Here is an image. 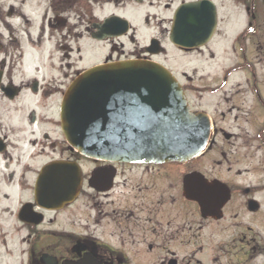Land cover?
I'll list each match as a JSON object with an SVG mask.
<instances>
[{
	"label": "flooded vegetation",
	"instance_id": "af4514ba",
	"mask_svg": "<svg viewBox=\"0 0 264 264\" xmlns=\"http://www.w3.org/2000/svg\"><path fill=\"white\" fill-rule=\"evenodd\" d=\"M190 1L199 0H0V183L18 187L12 216L20 264H204L203 229L260 212L263 183L236 178L264 172V0H210L217 10L214 33L187 51L169 33L174 12ZM221 22L227 37L215 39ZM166 47L194 54V73L208 72L182 83L165 63ZM73 51L77 61L90 57L89 67L131 59L167 67L191 110L209 120L206 148L183 162L110 160L73 150L60 129L59 103L89 68L67 71ZM26 63L47 65L49 73L34 65L25 74ZM49 167V192L57 183L69 185L72 167L79 184L72 199L47 208L37 204L34 190ZM206 191L214 203L222 194L212 214H202L196 201ZM234 239L245 243L236 264L257 256L244 235Z\"/></svg>",
	"mask_w": 264,
	"mask_h": 264
},
{
	"label": "water",
	"instance_id": "95a60500",
	"mask_svg": "<svg viewBox=\"0 0 264 264\" xmlns=\"http://www.w3.org/2000/svg\"><path fill=\"white\" fill-rule=\"evenodd\" d=\"M216 25L212 1L185 2L174 12L169 40L191 50L205 44ZM59 122L78 153L129 162L189 160L210 134L207 116L191 110L177 78L157 62L135 59L98 64L75 77L63 95ZM51 169L39 173L34 190L37 204L47 208L72 199L79 184L72 167L69 185L57 183L49 192ZM208 193L196 199L202 214H212L222 200L220 194L214 203Z\"/></svg>",
	"mask_w": 264,
	"mask_h": 264
},
{
	"label": "rangeland",
	"instance_id": "374dc122",
	"mask_svg": "<svg viewBox=\"0 0 264 264\" xmlns=\"http://www.w3.org/2000/svg\"><path fill=\"white\" fill-rule=\"evenodd\" d=\"M224 8L225 7H221V14H224ZM223 27L224 24L221 22L220 29L217 35L223 32ZM224 36L227 37V34H224ZM218 37H220V35L215 39H217ZM166 48L167 56L166 58L164 57L165 63L169 65L173 72L176 73L182 83H191L193 82L192 78L194 75L196 76L197 74H199L204 77L208 72L200 68L198 72L194 73V54H185L176 50H172L170 47ZM13 53L15 52L13 51ZM72 55L74 57H70L69 59L71 66L66 69L69 73L73 72V75H75L80 67L87 68L91 65V63H93L89 62L90 57L87 56L83 57L82 62L77 61L75 58L77 56L75 51L72 52ZM55 57H58V55H56ZM100 57H102V54L99 52L97 53L95 60ZM33 64L37 67L34 69V71H38V73L40 74L49 73V67L47 65L44 66L41 63ZM33 66L31 64H26L25 66H23L26 70L24 71V73L27 74V72L32 69ZM213 66L214 69L219 68V65L217 66V59ZM182 73H185L186 77H183ZM189 79L192 80L189 81ZM68 80L69 77L67 78V80H63L62 86H65ZM190 83L187 84L188 97L192 103L194 101V96ZM57 127L58 126L55 123L53 128V137L58 138L60 137V133ZM44 159L45 158H42L41 160ZM256 162L257 161H255V163ZM242 164L246 165V163L244 162ZM259 180L264 185V172H248L246 174L243 173L242 176H238L236 178V181L239 183H243V185L254 183ZM18 195L19 192L17 185L10 183L4 186L0 183V211L4 210L6 207L8 208L5 209V212H0V264H20V246L17 245L20 235L16 233L17 223L12 216L17 205L15 196ZM5 196L7 198H4ZM20 197L21 196H19L18 198ZM257 197L261 201V210L258 214L254 216L242 215L240 218L236 219L231 217L229 218L231 220H226L220 224L214 225L213 227L209 226L202 230L199 244L203 249L201 257L204 260V264H226L227 260H230L231 264H236V262L243 261V253L240 251L244 248L243 245L245 243L234 239L236 235H244L248 240H250V245H256L257 256L254 257L253 260H248L244 264H264V190L260 192ZM248 228H251L252 230L249 231ZM214 250H223L225 254L215 253ZM222 255H226L228 257ZM215 256L219 257L213 263L212 261H210V259Z\"/></svg>",
	"mask_w": 264,
	"mask_h": 264
}]
</instances>
